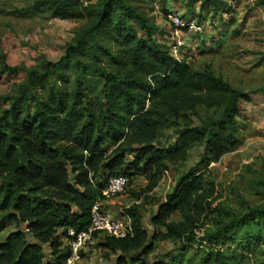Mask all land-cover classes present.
<instances>
[{"label": "trees", "instance_id": "16d2710c", "mask_svg": "<svg viewBox=\"0 0 264 264\" xmlns=\"http://www.w3.org/2000/svg\"><path fill=\"white\" fill-rule=\"evenodd\" d=\"M189 4L212 13L226 6L223 0ZM37 6L88 24L64 63L30 72L32 89L0 120V232L14 223L0 240V264H51L48 246L62 264L68 229L89 226L91 208L104 199L111 178L145 177L147 186L134 197L147 202L170 166L185 163L195 149L197 164L151 216L152 239L142 223L143 206L136 204L124 211L130 235L99 240L116 256L113 264H149L146 257L166 242L199 247V264H238L243 255L233 246L263 238L252 225L263 212L222 223L229 213L217 203L215 184L197 168L235 150L239 104L248 93L211 66L197 69L173 57L155 38L159 28L128 0H38ZM86 53L90 60L83 62ZM73 61L78 71L70 90L59 81L66 82ZM168 130L177 139L165 147ZM176 213L180 219L171 220ZM238 224L245 227L242 236L233 231ZM152 264L167 263L159 254Z\"/></svg>", "mask_w": 264, "mask_h": 264}, {"label": "rangeland", "instance_id": "374dc122", "mask_svg": "<svg viewBox=\"0 0 264 264\" xmlns=\"http://www.w3.org/2000/svg\"><path fill=\"white\" fill-rule=\"evenodd\" d=\"M128 1L151 25L159 28L155 38L163 43L171 42L170 13L203 24L202 32L184 31L180 34L184 49L179 60L197 69L211 66L235 88L248 93L249 100H241L239 104L237 147L219 162L197 170L205 172L215 184L217 203L229 213L222 223L247 221L251 210L263 212L252 223L253 232L263 238L251 241L248 246L235 244L233 249L243 255L238 264H264V0H223L226 6L217 13L202 11L201 4L190 6L189 0ZM37 2L0 0V120L23 93L28 95L32 89L30 72H43L45 63H62L69 55L71 44L88 24L87 20L53 17V11L40 9ZM81 60L88 62L90 55L86 53ZM77 71L73 61L66 70V82L59 81L60 86L72 90ZM38 91L42 98L43 90L39 88ZM29 104L33 106L34 102ZM202 116L206 117V114L202 113ZM176 139L173 131L168 130L162 144L171 146ZM199 156V150H192L185 163L170 166L159 186L147 195V202L145 198L134 197L147 186L146 178L131 177L125 192L107 201V210L118 221L131 225L124 215L125 209L142 205V223L152 239L155 227L151 224V216L173 194L182 174L197 164ZM132 159L130 152L127 160ZM179 219L178 213L171 217V220ZM13 229L14 223H8L7 229L0 232V240ZM244 229L238 224L233 231L242 236ZM101 244L98 237L90 241L75 264H113L116 256ZM157 246L156 252L146 257L149 264L155 262L159 254L167 264L200 262L199 247L182 249L172 242L158 243ZM48 250L51 264H58L49 246Z\"/></svg>", "mask_w": 264, "mask_h": 264}, {"label": "built area", "instance_id": "2783aa9c", "mask_svg": "<svg viewBox=\"0 0 264 264\" xmlns=\"http://www.w3.org/2000/svg\"><path fill=\"white\" fill-rule=\"evenodd\" d=\"M168 19L172 26L170 32L171 42L168 43V46L172 56L179 60V56L182 55L184 49L180 34L182 35L184 31L199 33L203 31L204 26L195 20L185 19L175 13H170ZM128 185L129 179L125 176L111 178L102 193L104 199L97 201L91 208L89 226L80 231L73 228L68 229L65 242L69 247V254L65 264H75L79 261L89 242L96 239V235H98V238L123 239L131 234V225H125L118 221L106 208L107 201L125 192Z\"/></svg>", "mask_w": 264, "mask_h": 264}]
</instances>
